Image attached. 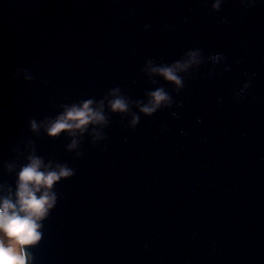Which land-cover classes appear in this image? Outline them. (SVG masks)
Segmentation results:
<instances>
[{"label": "water", "instance_id": "water-1", "mask_svg": "<svg viewBox=\"0 0 264 264\" xmlns=\"http://www.w3.org/2000/svg\"><path fill=\"white\" fill-rule=\"evenodd\" d=\"M212 2L0 0V196L33 155L75 173L34 264H264V0ZM196 48L181 88L150 71ZM89 99L106 124L48 135Z\"/></svg>", "mask_w": 264, "mask_h": 264}, {"label": "clouds", "instance_id": "clouds-1", "mask_svg": "<svg viewBox=\"0 0 264 264\" xmlns=\"http://www.w3.org/2000/svg\"><path fill=\"white\" fill-rule=\"evenodd\" d=\"M224 0H213L211 7L214 10L221 8ZM242 0H239L241 3ZM247 7L252 6V0H246ZM202 50L196 48L187 51L184 56L171 65L151 67L150 71L162 76L166 81L174 84L177 89L183 86L181 72L201 63ZM216 55L213 59H219ZM118 89L113 90L114 97L109 107L114 113H126L129 110L128 101L118 95ZM149 102L140 108V112L151 116L162 104L170 105L171 98L163 88L149 93ZM94 101L89 99L80 105L65 107L62 114L50 121L47 133L51 137L59 135L62 131L75 134L87 130L89 124L103 125L107 120L102 112L103 102L93 108ZM139 117L133 116L131 125L134 127ZM31 128L36 130L37 124L31 122ZM97 134V139H99ZM76 141L70 145L76 148ZM29 162L21 167L17 174L16 191L9 190L7 196H0V264H34L31 248L37 246L43 237V221L50 215L57 201V195L52 191L55 183L61 179L71 178L75 173L66 165H57L54 169L43 164L42 159L30 156Z\"/></svg>", "mask_w": 264, "mask_h": 264}]
</instances>
